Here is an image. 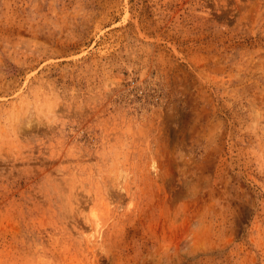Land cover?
I'll return each instance as SVG.
<instances>
[{"label": "rangeland", "instance_id": "obj_1", "mask_svg": "<svg viewBox=\"0 0 264 264\" xmlns=\"http://www.w3.org/2000/svg\"><path fill=\"white\" fill-rule=\"evenodd\" d=\"M0 264H264V0H0Z\"/></svg>", "mask_w": 264, "mask_h": 264}]
</instances>
